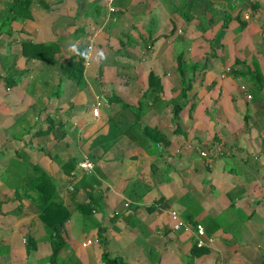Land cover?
Segmentation results:
<instances>
[{"label":"crops","instance_id":"crops-1","mask_svg":"<svg viewBox=\"0 0 264 264\" xmlns=\"http://www.w3.org/2000/svg\"><path fill=\"white\" fill-rule=\"evenodd\" d=\"M184 1L0 0V264L51 263L44 176L58 264H264V0Z\"/></svg>","mask_w":264,"mask_h":264},{"label":"trees","instance_id":"trees-1","mask_svg":"<svg viewBox=\"0 0 264 264\" xmlns=\"http://www.w3.org/2000/svg\"><path fill=\"white\" fill-rule=\"evenodd\" d=\"M21 2L23 5H30L31 0H14ZM80 61L82 58L79 55ZM179 66V71L181 72L180 61L177 59ZM181 76H184L182 71ZM48 177L44 176V179L38 184H32V188L27 190L35 194V197L28 199L30 203L37 210L38 218L43 223L44 229L47 232L50 244H51V257L50 264H58L61 252L66 246V224L70 219V211L68 207L64 206L61 202L57 201L56 188L51 184ZM78 210L84 216H91L92 208H87L86 206H79ZM29 247L28 251L34 250V243L28 241ZM32 245V247H30ZM102 260L104 264H125L123 259L120 257L111 258L106 252L102 254Z\"/></svg>","mask_w":264,"mask_h":264},{"label":"built area","instance_id":"built-area-1","mask_svg":"<svg viewBox=\"0 0 264 264\" xmlns=\"http://www.w3.org/2000/svg\"><path fill=\"white\" fill-rule=\"evenodd\" d=\"M227 71H229V69H227ZM242 89H244V87L242 86L241 87ZM247 99L250 100L251 99V95H248L247 96ZM102 104V101L97 98V104H96V107L93 109V114L95 116L98 115V110H99V107L101 106ZM205 153L204 152H201V155L203 156ZM78 167L84 171V172H91L93 169H94V163L89 160L88 158H85L83 159V161H81L79 164H78ZM171 219L173 221L172 225H173V230H186L188 229V225L187 223L183 222L175 212H171ZM196 236H197V246L198 248H201L203 246H205V242H204V235H205V232H204V228L201 226V225H198L196 226ZM91 243L90 240L86 241L83 245H89Z\"/></svg>","mask_w":264,"mask_h":264},{"label":"rangeland","instance_id":"rangeland-1","mask_svg":"<svg viewBox=\"0 0 264 264\" xmlns=\"http://www.w3.org/2000/svg\"><path fill=\"white\" fill-rule=\"evenodd\" d=\"M166 2L169 4L170 8H176V10H179L181 12V14H183V16L185 17V14L188 12L189 7L186 6L185 1L184 0H166ZM251 11V10H249ZM199 23L203 22V18L200 17L198 18ZM188 22V21H187ZM189 67V66H188ZM184 79H191V73H188V77L187 76H182V80Z\"/></svg>","mask_w":264,"mask_h":264},{"label":"clouds","instance_id":"clouds-1","mask_svg":"<svg viewBox=\"0 0 264 264\" xmlns=\"http://www.w3.org/2000/svg\"><path fill=\"white\" fill-rule=\"evenodd\" d=\"M69 51L72 52V53H76L77 55H80L86 61L89 59V52L88 51L80 52L75 45H70L69 46ZM98 58L100 60L106 59V57H105V55H104V53L102 51L99 53V57Z\"/></svg>","mask_w":264,"mask_h":264}]
</instances>
